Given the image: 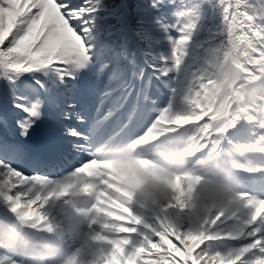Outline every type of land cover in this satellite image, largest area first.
I'll list each match as a JSON object with an SVG mask.
<instances>
[{"label": "snow or ice", "instance_id": "6c2138e0", "mask_svg": "<svg viewBox=\"0 0 264 264\" xmlns=\"http://www.w3.org/2000/svg\"><path fill=\"white\" fill-rule=\"evenodd\" d=\"M93 2L0 0V204L37 230H52L46 205L63 185L80 175L79 170L95 158L98 148L79 130L84 117L72 98L78 69L87 59ZM255 4L256 0H214L213 8L222 22L213 40L220 46L232 41L225 16L232 25L254 32L246 75L260 83L264 81V20L252 16L250 5ZM199 7L191 4L178 13L184 22L172 52L176 66L196 27ZM207 83L208 77L197 72L185 96L186 110L172 113L162 109L133 141L144 148L181 141L199 149L191 154L196 160L205 154L223 153L226 134L243 120L254 126L253 145L264 154V128L260 127L264 104L219 108L204 99ZM236 170L248 173L249 180L264 183V164ZM92 183L102 187L98 180ZM170 187L183 191L182 183L179 189ZM243 195L245 213L230 220L220 218L192 228L167 222L162 215L124 229L100 231L95 239L102 243L103 251L97 264H264V189ZM166 225H170L167 231ZM222 239L238 240L239 247L227 253L215 251L213 245ZM250 253L252 258L246 259ZM0 264L17 262L0 254Z\"/></svg>", "mask_w": 264, "mask_h": 264}, {"label": "clouds", "instance_id": "9594fccd", "mask_svg": "<svg viewBox=\"0 0 264 264\" xmlns=\"http://www.w3.org/2000/svg\"><path fill=\"white\" fill-rule=\"evenodd\" d=\"M250 9L253 17L264 20V0H256ZM212 47L213 51L204 50L199 68L208 77L205 101L215 103L219 108L256 105V99L247 95L245 84L233 88L237 80L254 79L241 76L244 69L240 57L245 53L237 51L234 41ZM258 99L264 104V95ZM260 127L264 128V123ZM135 145L136 141L100 146L95 149V158L86 166L99 170L140 165L137 172L141 184L134 195L139 204L137 211L145 221L163 215L167 222L195 228L209 221L230 220L245 213L247 201L243 193L246 190L236 170V156L243 151L238 144L223 153L191 159L201 161L199 164H192L186 158L190 150L188 145L157 161L142 158L141 149ZM141 161L148 163L141 164ZM256 163L264 164V157ZM178 175L185 188L179 197L170 187V184L175 185L174 177ZM79 199L81 197L70 194L61 200L49 201L47 213L53 225L51 231L34 229L10 211L0 215L7 225L6 229L0 230V254L15 257L17 264H97L103 251L102 243L95 239L102 230L101 218L92 213L94 204L90 197L85 195L82 203L77 202ZM168 205L171 206L166 207Z\"/></svg>", "mask_w": 264, "mask_h": 264}, {"label": "rangeland", "instance_id": "374dc122", "mask_svg": "<svg viewBox=\"0 0 264 264\" xmlns=\"http://www.w3.org/2000/svg\"><path fill=\"white\" fill-rule=\"evenodd\" d=\"M176 0H163V5H165V9L163 12V16L158 20V24L160 22L166 21L170 25L176 26V21L171 20V15L174 14V18L177 15ZM160 5V2H158ZM234 25L230 23V28H233ZM178 32V31H177ZM189 39L188 43L195 42L199 38V36L194 35ZM178 37V35L176 36ZM92 31L89 29L86 44H87V59L84 63V67L78 69L79 75L77 76L78 80V88L74 90V94L77 99L81 100V112L84 117V126L88 122L89 124V135L84 134V138L87 140L90 139L92 143L95 142L97 138L96 131L100 130L101 132H105L106 121L108 116L118 107L119 102L123 99L125 94H122V90L118 89L120 86L118 80H114V77H118V73L113 65H110L104 57L100 54V52L92 45ZM126 42V40L124 41ZM196 42V43H197ZM186 46V45H185ZM165 50L166 48L163 47ZM138 59V55L136 52L135 59ZM135 63V62H134ZM191 66H196L194 58L191 59ZM135 69L134 66H132ZM195 73V70H192V75ZM175 78L171 79L169 82L170 85L166 89H172L173 92L169 94V107L168 110L178 109L179 112H183L184 104L181 102V98H185L187 92L183 90H177V81ZM133 85H138V80L135 79L133 81ZM178 86H181L179 82ZM178 92L179 98H175V92ZM114 94L117 96L113 97ZM74 99V97H72ZM137 101V100H136ZM138 105L134 104V110L129 113L127 119H125L122 115L119 116L117 123L120 124V131L113 133V129L111 132H107V134H111V137H115L121 135L122 138L128 139L125 144L133 141L138 135H141L147 127L151 124V122L156 118L158 114L151 112L153 115L148 118L145 122L142 119H136V110ZM163 108L160 107L157 112ZM79 110V109H78ZM142 113V112H141ZM88 115V116H87ZM144 117V116H143ZM134 134L128 132L127 128L135 126ZM243 120H241L237 126H242ZM124 128L127 130V135L125 136ZM82 131H85V128L82 127ZM106 135V134H105ZM154 137H149L148 139H153ZM147 142L146 140L144 141ZM124 144V145H125ZM135 148L141 149L140 155L143 157L149 158L151 161L164 160L168 156L172 155L173 152L167 150V147L164 145L153 146L152 148H144L141 145L137 144L134 146ZM254 157L257 160H260L262 156L259 154V150H254ZM211 166V165H210ZM141 167L140 165L137 168ZM137 168H126V167H110L107 169L101 168L97 170L93 166H86L84 169L79 170L80 175L71 181L67 182L62 186L59 192L56 193L55 197L51 201L58 200L57 195L59 193H64L66 196L70 194L77 195L81 197L77 202L82 203V198L84 196L81 195L82 192L86 193V196L90 197L93 201L94 206L92 207V213L101 218L102 230L109 228H120L124 229L125 225H135L134 223H141L144 221V218L137 211L139 204L136 195H134L136 189L141 184V176L137 172ZM98 180L102 185L101 188H98L95 184L92 183V180ZM174 183L177 189L180 188V177H174ZM185 188L183 184V191L174 190L171 191L179 197L183 194ZM49 204V203H48ZM48 204L45 207V212H47ZM8 209L0 204V213L6 214ZM122 217L126 219V224H121L116 218ZM159 219V217H157ZM163 224V221H160ZM0 225L7 228L6 224H3L2 219H0ZM1 230V229H0ZM132 231L134 229H127ZM16 259L15 257H12Z\"/></svg>", "mask_w": 264, "mask_h": 264}, {"label": "trees", "instance_id": "16d2710c", "mask_svg": "<svg viewBox=\"0 0 264 264\" xmlns=\"http://www.w3.org/2000/svg\"><path fill=\"white\" fill-rule=\"evenodd\" d=\"M135 1L136 0H94L93 4L98 2L99 5L93 6V7L100 9V10H103V11L106 10L108 12V14H113L110 12L112 9H115V10H117L116 14L125 10L132 15ZM141 1H145L148 4H150V2H151V0H141ZM188 1L190 3V4H188V6H190L191 4H199L200 5V7L198 8L199 19L196 23L197 29L200 26V22L204 21L207 26L210 25V28H211L210 33H212L214 36V33L216 32L219 23L222 22V21H219L218 13L213 8L214 0H207V1L206 0L205 1L204 0H188ZM124 7L126 9H124ZM223 22H227L226 16L224 17ZM96 25H97V22H96ZM225 31H227V27H226ZM109 35H110L109 30H106L102 33V37L107 38V37H109ZM174 243H176V242L174 241ZM213 249L215 251L220 252V253H227L229 251H232L233 247L229 246L225 249L213 247Z\"/></svg>", "mask_w": 264, "mask_h": 264}]
</instances>
